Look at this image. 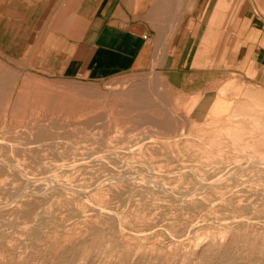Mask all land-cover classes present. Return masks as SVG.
Wrapping results in <instances>:
<instances>
[{"label":"rangeland","instance_id":"374dc122","mask_svg":"<svg viewBox=\"0 0 264 264\" xmlns=\"http://www.w3.org/2000/svg\"><path fill=\"white\" fill-rule=\"evenodd\" d=\"M227 8L264 20V0ZM4 33L0 264H264V68L181 90L162 42L131 72L65 79Z\"/></svg>","mask_w":264,"mask_h":264},{"label":"crops","instance_id":"0c3cea01","mask_svg":"<svg viewBox=\"0 0 264 264\" xmlns=\"http://www.w3.org/2000/svg\"><path fill=\"white\" fill-rule=\"evenodd\" d=\"M227 2L0 0V38L10 33L32 70L65 79L97 82L131 72L168 42L181 90L207 88L196 83L215 72L256 81L264 68V20L250 8L232 16Z\"/></svg>","mask_w":264,"mask_h":264}]
</instances>
